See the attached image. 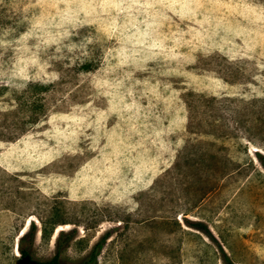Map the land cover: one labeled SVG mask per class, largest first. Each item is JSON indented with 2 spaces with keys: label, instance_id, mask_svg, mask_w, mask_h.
Instances as JSON below:
<instances>
[{
  "label": "rangeland",
  "instance_id": "1",
  "mask_svg": "<svg viewBox=\"0 0 264 264\" xmlns=\"http://www.w3.org/2000/svg\"><path fill=\"white\" fill-rule=\"evenodd\" d=\"M263 161L264 0H0V264H264Z\"/></svg>",
  "mask_w": 264,
  "mask_h": 264
},
{
  "label": "trees",
  "instance_id": "2",
  "mask_svg": "<svg viewBox=\"0 0 264 264\" xmlns=\"http://www.w3.org/2000/svg\"><path fill=\"white\" fill-rule=\"evenodd\" d=\"M264 165V161L262 162ZM37 235V227L34 223H32V228L25 232L20 238H19V243H18V248H19V260L20 264H64L61 262V254L63 252V247L65 246L66 243H69L73 235L72 233H64L61 232V234L57 238V249L54 254V256L50 259L47 260H38L34 258L32 254V248L35 244V238ZM107 236H103L92 248L91 253L89 258L80 264H93L97 263V257L98 254L100 253V250L103 247V244L107 240ZM222 253L226 255L225 251L222 250Z\"/></svg>",
  "mask_w": 264,
  "mask_h": 264
}]
</instances>
